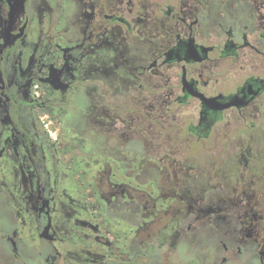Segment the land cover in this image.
Wrapping results in <instances>:
<instances>
[{
  "label": "flooded vegetation",
  "instance_id": "1",
  "mask_svg": "<svg viewBox=\"0 0 264 264\" xmlns=\"http://www.w3.org/2000/svg\"><path fill=\"white\" fill-rule=\"evenodd\" d=\"M0 264H264V0H0Z\"/></svg>",
  "mask_w": 264,
  "mask_h": 264
}]
</instances>
